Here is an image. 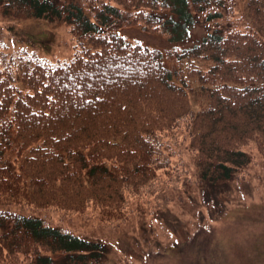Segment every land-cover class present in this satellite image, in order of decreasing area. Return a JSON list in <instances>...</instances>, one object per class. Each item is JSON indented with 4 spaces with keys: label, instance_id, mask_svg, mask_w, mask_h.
I'll return each mask as SVG.
<instances>
[{
    "label": "trees",
    "instance_id": "obj_1",
    "mask_svg": "<svg viewBox=\"0 0 264 264\" xmlns=\"http://www.w3.org/2000/svg\"><path fill=\"white\" fill-rule=\"evenodd\" d=\"M0 13L60 22L75 48L53 63L0 47V264L105 258L104 241L25 211L118 229L162 212L173 184L212 191L264 162V0L241 13L236 0H0ZM218 20L163 50L118 32L174 44Z\"/></svg>",
    "mask_w": 264,
    "mask_h": 264
},
{
    "label": "rangeland",
    "instance_id": "obj_2",
    "mask_svg": "<svg viewBox=\"0 0 264 264\" xmlns=\"http://www.w3.org/2000/svg\"><path fill=\"white\" fill-rule=\"evenodd\" d=\"M245 5L246 0H236L238 12ZM222 25L219 20L197 25L186 40L174 44L138 27H123L118 32L129 40L163 50L192 45ZM0 47L25 48L53 63L71 58L75 51L62 23L17 20L2 13ZM182 156L183 164L190 168L189 158ZM245 172L243 180L212 191L192 186L188 193L181 183L175 188L173 184L172 190L162 194L169 200L160 208L162 212L146 215L142 224L132 220L118 229L102 228L76 216L63 218L57 211L23 214L68 229L81 238L104 241L107 250L101 264H264V162L257 159ZM207 196L212 197L209 203ZM11 209L20 213L16 207Z\"/></svg>",
    "mask_w": 264,
    "mask_h": 264
}]
</instances>
